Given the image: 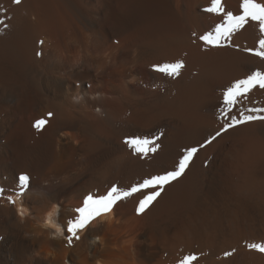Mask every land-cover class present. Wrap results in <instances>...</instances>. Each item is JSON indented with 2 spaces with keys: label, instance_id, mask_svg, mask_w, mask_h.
Wrapping results in <instances>:
<instances>
[{
  "label": "bare ground",
  "instance_id": "bare-ground-1",
  "mask_svg": "<svg viewBox=\"0 0 264 264\" xmlns=\"http://www.w3.org/2000/svg\"><path fill=\"white\" fill-rule=\"evenodd\" d=\"M241 2L221 0L224 11L213 13L212 0H0V264H179L190 254L193 264H264V253L247 247L264 242L260 123L240 129L243 154L233 149L236 133L200 150L143 215L134 194L72 246L66 240L87 193L173 168L184 146L216 128L222 88L264 71V59L246 51L259 50L256 22L223 47L193 37L227 12L239 15ZM178 59L185 67L175 79L152 69ZM245 104L264 107V89ZM161 133L147 156L124 144ZM49 218L63 236L43 226Z\"/></svg>",
  "mask_w": 264,
  "mask_h": 264
},
{
  "label": "snow or ice",
  "instance_id": "snow-or-ice-1",
  "mask_svg": "<svg viewBox=\"0 0 264 264\" xmlns=\"http://www.w3.org/2000/svg\"><path fill=\"white\" fill-rule=\"evenodd\" d=\"M13 3L18 5L21 0H13ZM220 3L221 0H212L211 7L207 11L222 13L224 10L220 7ZM240 8L242 11L239 15L227 12L223 23L217 24L213 30L206 31L199 36L193 33V37L203 42L205 47H223L237 29H242L249 22H256L259 32L264 34V4L257 3L256 0H242ZM39 43L43 45L44 41L40 40ZM246 51L264 59V35L259 40V50L247 49ZM37 55L42 56L43 53L39 52ZM184 67V61L179 59L174 62L152 65L153 71L172 79L179 77ZM257 87L264 89V71L254 70L244 78L234 79L223 87L216 113V128L208 132L202 141L184 146L173 168L159 174L149 175L128 188L112 184L102 194L87 193L83 197L82 204L74 209V218L67 220V245L72 246L75 241H79L81 239L79 233L86 230L94 219L112 212L119 202L125 201L134 194H140L141 196L135 207V213L143 215L158 201V198L166 191L167 186H170L186 174L199 151L218 141V139H222L229 134H238L233 149L237 153H245L247 151V143L239 135L240 129L252 123L264 125V107H248L245 104L249 94ZM52 116L53 113L49 112L47 114L48 119H37L33 127L38 131L43 130L49 124ZM162 135L161 133V135L151 137L127 136L124 138V144L132 152L140 156H147L150 153H156L160 149L161 145L158 141ZM18 182L21 189H27L30 187V175L27 173L19 174ZM3 191V189H0V195L3 194ZM247 247L264 253V242L249 243ZM231 254V252H225V256H230ZM196 259L197 257L194 254H190L180 260L179 264H193Z\"/></svg>",
  "mask_w": 264,
  "mask_h": 264
},
{
  "label": "clouds",
  "instance_id": "clouds-1",
  "mask_svg": "<svg viewBox=\"0 0 264 264\" xmlns=\"http://www.w3.org/2000/svg\"><path fill=\"white\" fill-rule=\"evenodd\" d=\"M43 226L44 227H51V228H53L55 230V232H56V234L58 236H63V231H62L61 227L56 225V224L51 223L50 222V218L46 219V221H45Z\"/></svg>",
  "mask_w": 264,
  "mask_h": 264
}]
</instances>
